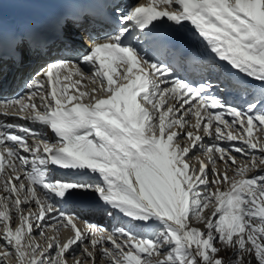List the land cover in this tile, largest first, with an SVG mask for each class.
<instances>
[{
	"label": "snow or ice",
	"instance_id": "6c2138e0",
	"mask_svg": "<svg viewBox=\"0 0 264 264\" xmlns=\"http://www.w3.org/2000/svg\"><path fill=\"white\" fill-rule=\"evenodd\" d=\"M112 9V32L89 37L77 62L53 55L41 34L6 35L0 21V61L8 51L17 64L48 57L23 95L0 102L2 115L40 126L0 120V264L13 253L15 264H264V0ZM184 22L213 63L243 74L216 68L223 91L252 94L247 77L260 82L258 98L229 105L148 57L157 44L182 54L160 26L179 32ZM69 25L78 21L58 24L61 52L72 50ZM97 212L111 230L90 222ZM61 228L71 233L63 242Z\"/></svg>",
	"mask_w": 264,
	"mask_h": 264
},
{
	"label": "bare ground",
	"instance_id": "6f19581e",
	"mask_svg": "<svg viewBox=\"0 0 264 264\" xmlns=\"http://www.w3.org/2000/svg\"><path fill=\"white\" fill-rule=\"evenodd\" d=\"M1 1H5V0H1ZM27 1V0H16V1H13L12 2V5L15 9H19L20 7V11L23 10V3ZM43 2H52V1H55V0H42ZM146 0H140V2L144 3ZM135 0H120L118 5L121 9H124L126 10L127 9V6L130 4V3H134ZM2 4L3 6V9L5 11H9L10 8H11V3L10 2H2L0 3ZM40 4H44V3H40ZM38 4V6L40 5ZM22 5V6H21ZM40 7H43V6H40ZM4 10H0L1 12L3 13H6ZM185 29H187L189 32H194V28L189 24H186L185 23ZM86 30H89V28H86ZM96 38H99V37H96ZM89 48V43L83 45V46H79L78 49L81 50L82 52H84L86 49ZM80 54V53H79ZM79 54H76V52H74L73 54H68L65 56V59L67 60H71L73 62H77L78 59H79ZM173 55H168L167 56V59H171ZM148 57H156V58H159L161 61L163 60L162 58H160L159 56H154V55H150L148 53ZM146 57V58H148ZM204 62H206V60L202 59V60H198V61H195V63H192L193 65H191V69L193 71L194 74L198 75L199 78L202 80L203 79V73H204V68L206 67L204 64ZM211 64L213 63L212 60H210L208 62V64ZM226 67L230 68V66H228L227 64L225 65ZM81 67H84L83 65H81ZM172 69V71L176 74V76L182 78V75L185 76H190L189 72L187 70H184L180 65L178 66H175V65H172L170 67ZM190 69V70H191ZM85 71L88 72L89 69L88 68H85ZM249 84L253 85L254 87L252 88V94H246L245 92H243L242 90L240 89H236V88H232L231 89V92L230 94H227L223 91V88H224V84L221 86V89L220 90H215L213 87H211V89L209 90L212 94L220 97L221 99H224L225 101H228L227 103L229 105H232V106H237V105H240V106H245L246 107V104H245V101L246 100H250L253 98V95H255L257 98L259 97V92H260V88H259V84L253 80H247ZM211 84V83H209ZM88 87L90 88L91 85H88ZM224 96V97H223ZM170 103H173V101H169ZM1 119H7L5 116L4 117H0ZM226 119H228L229 121H231V117L230 116H227ZM9 122H12L11 120H7ZM6 122V121H4ZM189 122L190 123H194V118H189ZM7 123V122H6ZM42 130V129H41ZM257 135H259V133H257ZM180 143H183L184 141H178ZM29 143H31V137L29 138ZM211 143V139L210 138H205L204 140V144L207 145ZM195 155H202L201 153L197 152V153H194ZM27 155V154H25ZM257 155H259V152H257ZM203 158V157H202ZM237 158L239 159V154H237ZM189 162L192 163V164H195V161L191 158V156L189 157ZM221 168V170H223V167L222 165L219 166ZM256 174L255 172L253 173H250L249 175H254ZM229 176L231 177L232 176V172H229ZM209 179H211V172H209ZM228 185H221V189L223 190L224 188H227ZM2 194V193H0ZM88 219L90 220V222H94V223H98V224H101L103 225L105 228H108L109 230H111V227L112 225L115 223V221L113 220H110L107 216H102L101 214H99L98 212L97 213H89L88 214ZM18 221H13V227H15V224L17 223ZM77 225L78 227L83 231L85 230V224L83 222V219H80V220H77ZM197 227H200L203 229V225H196ZM3 228H2V225H0V232H2ZM47 235L51 236L53 235V232L51 230H48L46 229L45 230ZM71 233L66 230V229H63L61 228L60 230V233H59V239L61 240V242H63V240L69 236ZM105 236H107V232L104 233ZM35 239L37 242H39L41 244V246H46V241L45 240H42L38 234H36L35 236ZM3 241L0 240V245H3ZM3 248H0V251H2ZM13 256H14V253L12 255H10L8 257V260H7V264H15V260L13 259Z\"/></svg>",
	"mask_w": 264,
	"mask_h": 264
}]
</instances>
